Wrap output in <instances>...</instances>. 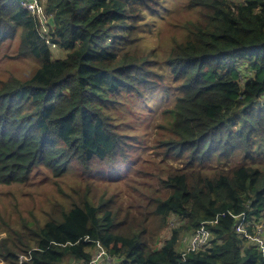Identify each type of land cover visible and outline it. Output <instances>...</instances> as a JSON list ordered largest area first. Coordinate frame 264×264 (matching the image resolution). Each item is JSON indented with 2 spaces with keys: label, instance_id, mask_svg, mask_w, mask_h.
Wrapping results in <instances>:
<instances>
[{
  "label": "trees",
  "instance_id": "1",
  "mask_svg": "<svg viewBox=\"0 0 264 264\" xmlns=\"http://www.w3.org/2000/svg\"><path fill=\"white\" fill-rule=\"evenodd\" d=\"M164 1L0 0V45L17 38L37 64L0 80V184L56 192L0 238L3 264L87 263L95 242L110 264H264V230L261 248L234 227L264 220V0H181L196 17L156 67L145 42ZM171 89L152 144L165 167L141 168L124 118ZM71 169L84 182H64Z\"/></svg>",
  "mask_w": 264,
  "mask_h": 264
},
{
  "label": "rangeland",
  "instance_id": "2",
  "mask_svg": "<svg viewBox=\"0 0 264 264\" xmlns=\"http://www.w3.org/2000/svg\"><path fill=\"white\" fill-rule=\"evenodd\" d=\"M235 1L239 2L240 0ZM162 5L165 8L161 10L160 16L152 23V34L149 40L145 42L147 46L155 49L158 62L162 61L163 57L169 52L174 39H181L186 36L188 33L184 26L186 20L196 17L195 12L185 8L184 1L167 0L162 2ZM146 34L147 32H145ZM17 42V38L9 39L0 45V80H5L10 75L24 78L37 66L36 62L29 57L16 58ZM52 53L53 57H61L63 55V51L57 48H52ZM159 64L162 63L159 62L155 66L157 67ZM165 79L171 86L174 84V81L168 75H166ZM173 99L174 93L172 89L166 95L165 92H160L147 100L150 105L149 108L134 105L133 107H136V111L132 109L130 119L123 117L126 122L123 126L124 129L129 134H137L142 137L141 146L137 149V153L140 154L141 168L152 169L156 164L160 167H165L162 159H160L161 157L157 156L152 144L155 137V124L163 121L160 113L164 108L172 104ZM134 178H137V176ZM63 180L66 183H72L75 180L84 182L75 169H71ZM93 183L97 186L102 183L106 184L103 178L98 177L94 179ZM55 193V188L50 184V181L41 180V176L33 182L24 184H0V238L5 237L10 228L20 226L19 223L22 218H30L32 214H35L36 217H41V210L46 205L47 199L49 198L50 200ZM122 199H128V195L125 192L122 194ZM262 222L264 230V220ZM169 233V227H167L157 239V246L161 244V238ZM0 264H3L1 260ZM60 264L78 263L71 258L66 263Z\"/></svg>",
  "mask_w": 264,
  "mask_h": 264
},
{
  "label": "built area",
  "instance_id": "3",
  "mask_svg": "<svg viewBox=\"0 0 264 264\" xmlns=\"http://www.w3.org/2000/svg\"><path fill=\"white\" fill-rule=\"evenodd\" d=\"M29 9L32 11H36L39 15L41 13V9L39 6L36 5L35 1L33 3H30L27 5ZM42 16V15H41ZM244 214L237 215L235 218H240L234 225L235 231L239 232L243 238L248 239L249 241H255L257 242L261 248H263V240L261 238V234L263 232V225L262 223H258L254 230L253 233H250L246 227L243 224V219H244ZM209 238V231L206 228L205 223H201L200 226L189 236V237H184L183 241H186V246L182 250V259H185V256L193 252L195 249L202 247L208 240ZM96 246V254L95 256L87 263L85 264H95L98 262H106V264L111 263V256L107 254V252L104 250V248L101 246L99 242H95ZM25 259V256H18L19 264L22 263V260Z\"/></svg>",
  "mask_w": 264,
  "mask_h": 264
},
{
  "label": "clouds",
  "instance_id": "4",
  "mask_svg": "<svg viewBox=\"0 0 264 264\" xmlns=\"http://www.w3.org/2000/svg\"><path fill=\"white\" fill-rule=\"evenodd\" d=\"M102 246V245H101ZM103 247V246H102ZM105 250V249H104ZM94 253H93V257L95 256V254H96V246H95V250L93 251ZM109 255V254H108ZM112 258V257H111ZM89 262V261H88ZM103 262V261H102ZM81 264H85V263H81Z\"/></svg>",
  "mask_w": 264,
  "mask_h": 264
}]
</instances>
